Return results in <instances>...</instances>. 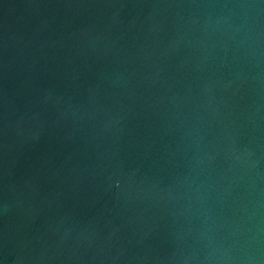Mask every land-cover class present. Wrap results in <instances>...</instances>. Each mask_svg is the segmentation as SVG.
<instances>
[{"label":"water","instance_id":"95a60500","mask_svg":"<svg viewBox=\"0 0 264 264\" xmlns=\"http://www.w3.org/2000/svg\"><path fill=\"white\" fill-rule=\"evenodd\" d=\"M0 264H264V0H0Z\"/></svg>","mask_w":264,"mask_h":264}]
</instances>
